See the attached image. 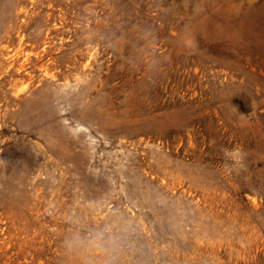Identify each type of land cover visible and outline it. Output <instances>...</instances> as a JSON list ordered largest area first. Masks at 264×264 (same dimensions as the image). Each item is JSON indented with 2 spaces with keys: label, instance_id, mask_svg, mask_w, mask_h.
<instances>
[{
  "label": "rangeland",
  "instance_id": "rangeland-1",
  "mask_svg": "<svg viewBox=\"0 0 264 264\" xmlns=\"http://www.w3.org/2000/svg\"><path fill=\"white\" fill-rule=\"evenodd\" d=\"M0 264H264V0H0Z\"/></svg>",
  "mask_w": 264,
  "mask_h": 264
}]
</instances>
